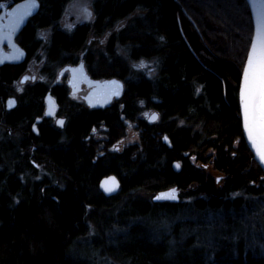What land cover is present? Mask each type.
<instances>
[{"label":"trees","instance_id":"trees-1","mask_svg":"<svg viewBox=\"0 0 264 264\" xmlns=\"http://www.w3.org/2000/svg\"><path fill=\"white\" fill-rule=\"evenodd\" d=\"M38 2L39 14L25 30L33 36L27 49L42 47L52 66L49 79L57 67L81 57L96 77L106 60L112 70L101 77L126 86L117 104L101 114L63 100L71 115L66 137L62 147L52 132L40 143L47 170L42 181L27 184L15 171H0V264H92L94 257L78 255L75 246L93 237H107L103 256L122 264L135 258L140 264H264V250L255 246L261 241L234 249L229 234L224 250L197 244V254L171 263L166 238L153 232L162 221L185 219L184 211L188 227L195 215L210 212L238 219L246 212L250 218L264 213V172L244 140L238 101L253 36L246 0H93L82 9L86 22L74 28L67 18L77 0ZM93 37L107 39L106 52L88 46ZM121 56L127 59L119 62ZM135 61L141 69L130 66ZM150 111L158 115L156 122L141 117ZM93 127L95 158L81 140ZM174 162L180 172L173 170ZM209 170L221 173V180ZM111 174L121 191L107 199L99 182ZM171 187L193 203H152L155 194ZM103 213L113 217L105 226L97 218ZM119 215L124 219L116 221ZM143 220L148 222L142 237L113 246L108 230L112 234L117 226L136 234ZM86 248L94 254L102 250L94 244ZM117 251L124 256L116 257Z\"/></svg>","mask_w":264,"mask_h":264},{"label":"flooded vegetation","instance_id":"flooded-vegetation-1","mask_svg":"<svg viewBox=\"0 0 264 264\" xmlns=\"http://www.w3.org/2000/svg\"><path fill=\"white\" fill-rule=\"evenodd\" d=\"M21 1H0V23L8 19L9 11ZM72 9V13L79 16L78 20L74 24H71V27L74 28V26L86 22L87 17H84L81 8L74 9L73 6ZM38 14L29 19L27 26L15 41L20 50L25 54L24 59L22 61H14L11 64L0 65V126H5L9 132L14 131L21 137L19 140L20 149L18 147L15 149V145L13 144L12 146V143L9 146L5 143L3 147H5V151H11V148H14V151H19L17 155L21 160L19 165L21 162H24L25 164H29V166L35 165V160L38 162L43 161L44 157L41 144L44 138L46 140L49 139L48 134L50 132L56 136L57 145L59 147L63 146L66 137L64 133L68 127V117L71 116L67 113V107L63 100H68L73 108L83 107L89 111H98L101 114V111L108 110L117 104L118 100L122 98L126 86L121 81L123 83L122 96L117 98L114 94L109 97L110 104L108 106H100L103 98L95 97L92 94L94 87L88 85V82L84 80V76L91 81L100 82L108 81L109 78L94 76L91 72V67L81 57L71 64H64L57 67L58 69L55 72L54 78L49 79L46 74L48 71L47 68H52V66L48 67L47 57L41 49L42 47H39L35 43L34 49H27L28 44L30 47L33 36L28 37L26 31L31 21ZM90 40L88 41V46H92ZM3 51L11 55L12 49L4 46ZM100 51L106 52V49L105 51ZM71 69L75 71L72 72ZM75 79L77 80L75 81ZM63 104L64 106H61ZM95 137L96 132L95 127H93L89 135L81 139L85 144L84 146L90 151V156L93 158H95L93 156L94 148H92L93 146L90 143L92 141L91 138ZM118 149L117 146L116 151ZM26 150L27 155L25 154ZM98 150L100 151V149ZM82 152L84 153V151ZM18 168L19 166L17 164L13 171L19 175ZM0 171L7 172V170L2 169Z\"/></svg>","mask_w":264,"mask_h":264},{"label":"rangeland","instance_id":"rangeland-1","mask_svg":"<svg viewBox=\"0 0 264 264\" xmlns=\"http://www.w3.org/2000/svg\"><path fill=\"white\" fill-rule=\"evenodd\" d=\"M91 2H93V0H77V2L75 3L74 9L81 8L82 10ZM72 11L73 9L68 10L69 13H68V18H67V25L74 24V22L78 20L79 16L75 13H72ZM83 13L85 17V12L83 11ZM117 26H120V23H118ZM90 41H91L93 48L97 50V52L98 50L105 51L106 44H107L106 38L93 37ZM232 48H236V46H232ZM126 59H127L126 56L125 57L121 56L120 58H118L119 62L125 61ZM111 62H112V58L108 57V63H111ZM98 65H99L98 66L99 71L97 72H101V76L105 72H110L112 70L110 65L107 66L106 60H104L101 64H98ZM130 66L133 69L139 70L141 69L140 67L142 66V63H140V61L139 62L135 61L134 63H130ZM146 69H147L146 71L148 72L147 74L150 76V79L153 78V76H151V74H153L151 73L152 71L151 70L148 71V68ZM110 79H113V78H109V80ZM152 114H154V112L150 111L146 114L141 115V117L149 121L148 118ZM20 138L21 137L18 133H15L14 131L9 132V130L5 126L3 125L0 126V169L7 170V173L8 172L11 173L14 167L17 166L18 164L19 166L18 171L20 172L19 176L22 179V182L28 184V183H34L36 181H40L44 177L47 176V170L43 162L41 161L38 162L37 160H35V162L33 161L35 165L29 166V164H25L24 162H21L19 165V162L21 161L17 157L19 151H16V150L14 151V148H11V151H5V147H3V144L5 143H7L8 146L10 145V143H12V146L13 144L15 145V149L17 147L20 149V146H19ZM25 154L27 155V150L25 151ZM207 156H209V154H207ZM208 164H209V161H208ZM209 172H210L209 175L213 179L221 180L220 179L222 176L221 173H218L214 170H209ZM181 201H184V202L188 201L190 202V205H191L194 199L183 200L182 198ZM181 209L183 210L182 207ZM180 213L185 214L184 216L185 219H181L178 216L174 220H170L168 222L162 221L161 224L159 225L160 228H157V226L153 228V232L158 237L161 236L163 238H166L167 247H168L167 253H169L167 255V258L169 259L171 263L174 260L178 259L179 257H183L184 254L189 255V256L192 254H197L199 251L198 248H196L197 244L198 245L203 244L207 246H217L218 249L224 250L229 244L228 243L229 240L226 241V236H228V234H229L228 237L233 236V241L235 245H239L240 243L243 242V240H245L246 241L245 249H246L248 246L254 243V239H257L261 241L262 244L255 245V246L262 247V249L264 250V238H263L264 237V213H261L258 215H250L251 216L250 218L248 212H246V214L243 215L242 219H238V217L235 215L228 216V214L225 211H221L219 214H213L210 212V214L207 213L206 215H195L194 216L195 221H193V223L190 222L189 227L186 226L184 222L186 221V219L189 220L190 216L189 218L186 217L185 211L180 212ZM97 218H98V221H100L102 225L105 226V224H107L108 221L111 220L113 217L110 215V213H106V214L103 213L101 214V216H98ZM119 219L117 218L115 220L121 221L124 219V217L119 215ZM229 219H232V221L228 222L227 220ZM146 222L148 221H145V220L142 221V223L138 227L139 230L136 231V234H132V233L128 234L129 231H126L125 228L115 226L114 233L108 234L109 233V230H108L107 236H110V238L113 241V246H115L116 249L123 248L125 245H128V244L132 245L137 238L142 237ZM134 223L135 224L138 223V220H135ZM209 225H212V227H210ZM190 226H192V229H190ZM89 227H90L89 234H92L93 231L95 230L94 225L90 223ZM223 231L225 234L223 233ZM260 233L262 234L263 237L261 236ZM191 239L197 240V243L196 241H193L194 243L192 242V244L186 246V244L190 242ZM91 244L102 247V250H103L106 245H109V240L107 239V237L105 238L99 237L98 239L93 237L90 240L78 243L77 246H75V253H77L78 255H81L82 257L83 256L85 257L91 256L92 258L94 257L95 260H93L94 262H92V264H122V263H119L117 261H114L112 259H109L103 256L105 254L104 250L103 251L99 250V252H95L96 254L92 253L91 251H88L86 247L90 246ZM193 247H195L194 250H192ZM187 250H190V253H185ZM122 255L124 256V254L121 251H117L115 254L116 257H121ZM209 258H212V257H209ZM135 259L136 261L132 259L127 260L124 264H140L139 262L141 258H135Z\"/></svg>","mask_w":264,"mask_h":264},{"label":"water","instance_id":"water-1","mask_svg":"<svg viewBox=\"0 0 264 264\" xmlns=\"http://www.w3.org/2000/svg\"><path fill=\"white\" fill-rule=\"evenodd\" d=\"M246 2L252 18L253 36L241 73L238 101L244 140L253 155V159L264 172V158L261 156L262 148H264V127L261 124L260 96V67L262 54H264V0H246ZM39 11L40 3L38 0H23L9 11L8 19L0 23V65L11 64L14 61L24 59L25 54L15 41L27 26L29 19L35 17ZM4 46L12 49L11 55L4 53ZM71 70L72 72L75 71L74 69ZM84 80L88 82L90 87H94L92 94L95 97L103 98V102L100 104L102 107L110 104V96L114 94L117 98L122 96L123 83L120 80L91 81L86 76H84ZM157 119L158 115L154 113L150 116L149 122H156ZM164 141L168 143V139L165 138ZM173 167L175 172H180L179 163H174ZM99 189L105 197L112 198L120 192L121 182L115 175H110L101 179ZM179 201V191L176 188L162 191L153 199V202L157 204H176Z\"/></svg>","mask_w":264,"mask_h":264},{"label":"snow or ice","instance_id":"snow-or-ice-1","mask_svg":"<svg viewBox=\"0 0 264 264\" xmlns=\"http://www.w3.org/2000/svg\"><path fill=\"white\" fill-rule=\"evenodd\" d=\"M260 96H261V124L262 127H264V54H262V62L260 67ZM61 123L63 122L61 121ZM261 156L262 158H264V148H262Z\"/></svg>","mask_w":264,"mask_h":264},{"label":"bare ground","instance_id":"bare-ground-1","mask_svg":"<svg viewBox=\"0 0 264 264\" xmlns=\"http://www.w3.org/2000/svg\"><path fill=\"white\" fill-rule=\"evenodd\" d=\"M150 118V117H149ZM148 118V119H149ZM174 163H178V162H174ZM173 163V164H174ZM173 166V165H172ZM173 170H174V167H173ZM175 171V170H174ZM181 171V170H180ZM112 175V174H111ZM108 176H110V175H108ZM108 176H105V177H108ZM105 177H103V178H105ZM102 178V179H103ZM42 181V180H41ZM101 181V180H100ZM40 182V181H39ZM100 183V182H99ZM173 188H176L178 191H179V197H180V201L178 202V203H176V204H172V205H178V204H181L183 201H181V190H179L177 187H171V188H168V189H165V190H162V191H166V190H170V189H173ZM99 191H100V189H99ZM121 191V190H120ZM162 191H160V192H162ZM160 192H158V193H160ZM100 193L103 195V197L104 198H107V197H105L104 196V194L100 191ZM158 193L157 194H155L151 199V201H152V203H154L153 202V199H154V197H156L157 195H158ZM120 194V192L115 196V197H117L118 195ZM112 198H114V197H112ZM107 199H109V198H107ZM154 204H157V203H154ZM162 204H164V203H162ZM237 238H238V236H237ZM237 238H236V240H237ZM244 246V245H246V241L245 240H243V242L242 243H240L239 245H237L234 249H238V248H240V246ZM253 248H254V246H253ZM249 251H252V250H249ZM169 254V253H168ZM167 254V255H168Z\"/></svg>","mask_w":264,"mask_h":264}]
</instances>
